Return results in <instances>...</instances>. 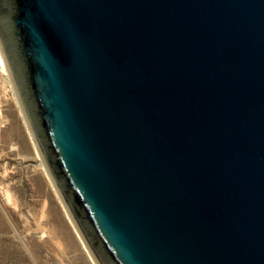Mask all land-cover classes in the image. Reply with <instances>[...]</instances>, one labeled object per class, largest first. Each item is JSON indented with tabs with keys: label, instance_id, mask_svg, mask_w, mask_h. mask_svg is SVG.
I'll list each match as a JSON object with an SVG mask.
<instances>
[{
	"label": "water",
	"instance_id": "obj_1",
	"mask_svg": "<svg viewBox=\"0 0 264 264\" xmlns=\"http://www.w3.org/2000/svg\"><path fill=\"white\" fill-rule=\"evenodd\" d=\"M0 51L96 264H264V0H0Z\"/></svg>",
	"mask_w": 264,
	"mask_h": 264
},
{
	"label": "rangeland",
	"instance_id": "obj_2",
	"mask_svg": "<svg viewBox=\"0 0 264 264\" xmlns=\"http://www.w3.org/2000/svg\"><path fill=\"white\" fill-rule=\"evenodd\" d=\"M86 249L0 67V264H96Z\"/></svg>",
	"mask_w": 264,
	"mask_h": 264
},
{
	"label": "bare ground",
	"instance_id": "obj_3",
	"mask_svg": "<svg viewBox=\"0 0 264 264\" xmlns=\"http://www.w3.org/2000/svg\"><path fill=\"white\" fill-rule=\"evenodd\" d=\"M0 67H1V69H2V73H4V74H9V72H8V70H7V67H6V65H5V63H4V60H3V57H2V53H1V51H0ZM87 248V247H86ZM87 250V249H86ZM91 256V255H90Z\"/></svg>",
	"mask_w": 264,
	"mask_h": 264
}]
</instances>
